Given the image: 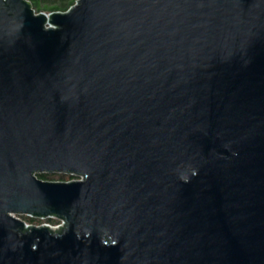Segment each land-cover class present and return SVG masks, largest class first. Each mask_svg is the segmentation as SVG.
Here are the masks:
<instances>
[{"label":"water","instance_id":"water-1","mask_svg":"<svg viewBox=\"0 0 264 264\" xmlns=\"http://www.w3.org/2000/svg\"><path fill=\"white\" fill-rule=\"evenodd\" d=\"M0 264H264V0H0Z\"/></svg>","mask_w":264,"mask_h":264},{"label":"trees","instance_id":"trees-1","mask_svg":"<svg viewBox=\"0 0 264 264\" xmlns=\"http://www.w3.org/2000/svg\"><path fill=\"white\" fill-rule=\"evenodd\" d=\"M73 0H30V5L32 10L35 13L39 12H63L70 5H72ZM35 177L41 181H55V178H58L62 182L77 180L78 178L72 176H57L55 177L52 174H37ZM22 221L29 225H40L42 223L53 224L56 221L50 218L47 219H36L26 216H21Z\"/></svg>","mask_w":264,"mask_h":264},{"label":"built area","instance_id":"built-area-1","mask_svg":"<svg viewBox=\"0 0 264 264\" xmlns=\"http://www.w3.org/2000/svg\"><path fill=\"white\" fill-rule=\"evenodd\" d=\"M75 1H76V0H73L72 5H70L69 7L73 6V5L75 4ZM69 7H68V8H69ZM33 12H34V11H33ZM44 13H45V12H44ZM46 13H47V12H46ZM34 14H37V13L34 12ZM44 28H49V25H44ZM49 218L55 220L56 222L53 223V224H49V223H45V224H43V223H42V224H40V225L45 226V227L48 228L50 231H54V232L59 231V230L63 227L64 222H63L62 220L56 219V218H54V217H49ZM46 219H47V218H46ZM27 225H29V224H27ZM40 225H37V226H40ZM30 226H35V225H30Z\"/></svg>","mask_w":264,"mask_h":264},{"label":"rangeland","instance_id":"rangeland-1","mask_svg":"<svg viewBox=\"0 0 264 264\" xmlns=\"http://www.w3.org/2000/svg\"><path fill=\"white\" fill-rule=\"evenodd\" d=\"M52 175H54L55 177H57V176H66V175H62V174H52ZM51 182H62V181L59 180L58 178H55V181H51ZM14 217L19 219V220H22L21 216H14ZM43 224H45V223H43Z\"/></svg>","mask_w":264,"mask_h":264}]
</instances>
